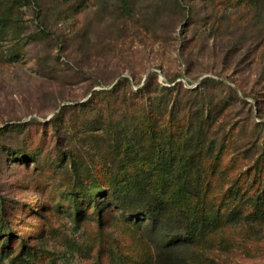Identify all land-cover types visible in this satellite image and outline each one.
Instances as JSON below:
<instances>
[{
	"label": "rangeland",
	"instance_id": "obj_1",
	"mask_svg": "<svg viewBox=\"0 0 264 264\" xmlns=\"http://www.w3.org/2000/svg\"><path fill=\"white\" fill-rule=\"evenodd\" d=\"M76 1L38 0V21L33 6L24 5L23 25L12 24L6 38L0 36V126L25 124L0 136V225L4 202L17 232L0 264H11L20 237L40 252L37 264H113L108 250L114 241L130 255L148 250L141 233L124 226L118 214L102 231L95 214L76 220L68 200L86 195L77 189L70 153L86 166L107 157H95L94 142H85L76 110L65 111L58 128L51 124L65 105L81 107L95 90L110 89L120 78L128 77L135 92L149 75L161 87L175 78L186 89L215 79L206 88V97L220 102L211 128L235 126L226 160L236 155L240 167L231 176L264 159L262 16L254 20L252 9L211 0H83L75 11ZM39 26L55 36L32 40ZM105 99L97 97L96 104ZM7 149L26 151L29 158L15 161ZM247 230L218 234L207 253L211 264H264V227Z\"/></svg>",
	"mask_w": 264,
	"mask_h": 264
},
{
	"label": "trees",
	"instance_id": "obj_2",
	"mask_svg": "<svg viewBox=\"0 0 264 264\" xmlns=\"http://www.w3.org/2000/svg\"><path fill=\"white\" fill-rule=\"evenodd\" d=\"M211 1L252 9L254 20L260 16L264 20V0ZM82 3L77 0L72 10ZM24 5L33 6L38 21V0H0L1 38H6L12 24L23 25ZM52 36L55 34L42 26L30 34L35 41ZM153 80L149 75L135 92L128 77L120 78L110 89L95 90L79 105L89 107L87 111L65 105L51 120L58 128L63 113L76 110V119L83 120L85 142H94L95 157H107L86 166L70 153L77 189L86 198L68 200L69 207L74 206L77 221L82 219L81 213L95 214L101 231L111 221L110 216L118 214L124 226L141 233V244L148 250L130 255L114 241L108 250L113 264H211L207 253L214 248L218 234L234 227H246L249 232L264 227V159H256L231 176L240 167L236 155L226 160L235 126L211 128L210 116L220 102L214 103L208 94L206 97V88L217 84L215 79L205 78L194 89H186L175 78L169 81L173 85L162 87ZM100 96L106 98L103 106L96 104ZM259 124L264 132V122ZM24 127L18 123L2 125L0 136ZM8 154L15 161L29 158L20 149ZM251 171L254 173L248 181ZM83 206L85 211L80 210ZM8 220L3 202L0 244H6L0 248L2 259L11 254V237L17 234ZM100 233L99 251L103 252ZM19 240L21 249L11 264H37L40 252L21 237Z\"/></svg>",
	"mask_w": 264,
	"mask_h": 264
}]
</instances>
